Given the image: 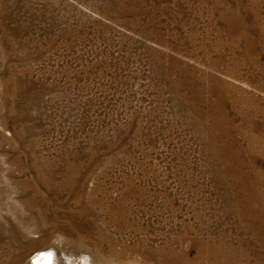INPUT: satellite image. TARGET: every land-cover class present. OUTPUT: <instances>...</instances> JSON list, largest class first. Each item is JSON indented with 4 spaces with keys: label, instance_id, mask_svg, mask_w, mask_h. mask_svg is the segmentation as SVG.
<instances>
[{
    "label": "rangeland",
    "instance_id": "rangeland-1",
    "mask_svg": "<svg viewBox=\"0 0 264 264\" xmlns=\"http://www.w3.org/2000/svg\"><path fill=\"white\" fill-rule=\"evenodd\" d=\"M47 248L264 264V0H0V264Z\"/></svg>",
    "mask_w": 264,
    "mask_h": 264
},
{
    "label": "bare ground",
    "instance_id": "bare-ground-1",
    "mask_svg": "<svg viewBox=\"0 0 264 264\" xmlns=\"http://www.w3.org/2000/svg\"><path fill=\"white\" fill-rule=\"evenodd\" d=\"M64 255H60V252H56L53 248H47L39 251L28 264H77L74 260H70ZM79 260V259H78ZM83 264H92L91 261L82 259Z\"/></svg>",
    "mask_w": 264,
    "mask_h": 264
}]
</instances>
